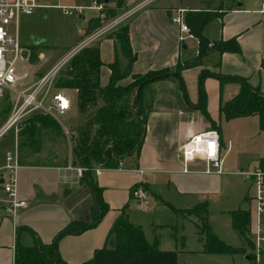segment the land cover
<instances>
[{
	"label": "crops",
	"instance_id": "crops-1",
	"mask_svg": "<svg viewBox=\"0 0 264 264\" xmlns=\"http://www.w3.org/2000/svg\"><path fill=\"white\" fill-rule=\"evenodd\" d=\"M118 1L103 0L105 3L103 11L92 8L88 12L84 10L79 16H72L74 19L71 21L72 24L76 20L80 21L79 34L84 39L63 56L64 58L68 54H75L89 43L99 44L103 60L102 85L108 84L112 73L111 64L118 53V46L111 33L121 24L129 25L132 49L137 55L132 65L133 73L172 67L179 62L192 59L188 41L195 43V52L198 53L199 40L195 38L181 40L180 29L171 20L174 10L179 8L186 9V13L188 11L217 12L218 15L207 24L205 35L212 42L236 36L241 45V53L218 51V59H220L218 61L216 56L212 59L208 57L216 53L211 52L205 57L206 68L199 65L182 71L184 86L179 77L171 75L150 82L144 87L142 103L147 122L141 149L137 154L122 159L117 166L106 167L104 164L96 166V168L102 167V171L98 174L95 170L93 175L102 187V196L109 202L110 209L97 226L79 234L63 236L58 244L61 257L68 264H82L90 259L96 248L105 245L110 229L125 206L129 219L137 225H142L141 222L133 219L132 210L137 208L151 211L154 210V206L159 207L163 204L156 201L152 203L150 199L147 206H141L134 198L133 190L136 185L142 186L152 196L154 185L162 184L170 196H166V200L171 204H177L176 199L180 200L181 209L194 207L208 196L221 198L226 191H229L228 198L226 197L224 201L225 205L221 209L228 215L229 224L225 221V224L219 225L215 231L224 241L227 238L237 240L241 244L238 246L247 248L245 253L231 254V256L241 254L251 264H264V245L261 246L260 253L254 254L256 251H252V246L233 227L232 212L240 208L250 212V230L255 221L256 188L252 180L241 175L248 181L247 184L239 182L230 191L234 178L225 176L228 173H236L230 170L231 167H235L234 165H240L243 169L242 164L229 163L227 165L229 171L225 170L222 174L181 171L182 144L198 132L209 128L219 131L222 151L226 153L225 164L228 163V156L233 150L232 140L229 138L226 144L219 130L224 119L220 113V106L239 92L241 84L236 81L221 82L215 76H206L204 85L205 92L207 91L206 107L209 114L206 116L203 110L196 106L201 101L199 79L203 70L246 77L253 86L260 87L264 92V68L261 66L264 58V0H256V3L254 0H126L122 5H119ZM39 3L41 6L33 14L24 16L36 19L43 9L51 6L48 0H39ZM107 8L115 10L116 15L106 14L109 12ZM119 18H122V21L118 25L86 43L94 34ZM98 22L100 24L93 28ZM37 44L39 43H34ZM233 62L235 65L232 64ZM130 80V77H126L121 83L126 84ZM185 84L188 95L185 92ZM66 89L73 93L71 109L67 114L85 117L86 114L82 113L79 107L77 108V90ZM240 118L259 122L257 115L231 120ZM214 123L218 129L213 127ZM55 130L56 128L53 127L42 129L36 136L37 146L28 151L18 142L22 164L18 172V193L28 201V206L15 216L0 215V264H15L18 244L26 246L34 244L35 235L28 228H31L43 243H51L57 232L70 221L92 222L93 220L94 189L89 182L81 180L82 175L76 167L82 165L77 163L75 157L72 158L71 153L68 155L66 140L64 141L62 137L58 139L60 136L56 133L58 130ZM261 131L264 133V130ZM61 132L66 135L63 130ZM45 137L50 138L51 141H46ZM263 154L264 149L256 157L253 167L248 166L246 169L259 167ZM195 165L192 164V167L202 168V165ZM253 185L255 192L252 189ZM182 218L187 221V218ZM173 229L175 233L176 229ZM143 230L148 240L146 231ZM183 237L185 240L184 235ZM199 239L203 241V237ZM251 241L255 246L252 231ZM161 248L177 250L170 247ZM247 254H250V258Z\"/></svg>",
	"mask_w": 264,
	"mask_h": 264
},
{
	"label": "trees",
	"instance_id": "trees-1",
	"mask_svg": "<svg viewBox=\"0 0 264 264\" xmlns=\"http://www.w3.org/2000/svg\"><path fill=\"white\" fill-rule=\"evenodd\" d=\"M109 15H116V11L110 9ZM217 15V12L212 11H188L186 13V21L191 32L199 40L198 55L179 62L175 66L151 69L145 73H133L132 65L137 55L132 49L129 25L125 23L111 33L116 45L121 46L123 55L129 61L124 73H121L119 53H117L115 61L111 64L110 80L108 84L102 85L103 60L99 44L84 46L61 69L56 78V86L77 90L78 107L88 119L87 125L79 131L75 138L73 153L78 160L77 163L87 168L81 180L89 182L95 192V201L92 206L93 220L92 222L70 221L57 232L51 243H43L37 234L28 228L35 235V242L31 246L18 244L15 264H68L60 255L59 240L65 235L79 234L97 226L110 209L109 202L102 196V187L93 175L96 166L100 164L106 167L117 166L125 157L137 154L143 144L147 116L142 103V95L148 83L143 85L138 98L137 88L146 80L153 82L171 75L179 77L184 86L182 79L184 69L201 65L203 58L213 51L224 53L241 50L236 36L212 42L205 35L207 24ZM99 24L100 22L93 28ZM261 66L264 68V58ZM208 75L219 78L221 82L236 81L241 84L239 92L221 104L220 113L223 117L229 120L257 115L260 127L264 130V92L260 87L253 86L248 78L239 75H224L208 69L201 72L199 79L201 101L196 106H199L206 116L209 114L206 107L207 95L204 89V79ZM126 77H131V80L122 84L121 80ZM11 107L12 103L4 107V113L10 112ZM91 107L95 110L91 111ZM213 125L218 129L215 123ZM46 127L62 130L55 118L40 112L32 114L27 119L25 129L37 136ZM259 167L264 170V154L260 158ZM168 205L184 218H187L185 215L189 214L201 220L203 252L229 255L246 252V247H233L213 231L208 221L206 202L185 209ZM232 217L233 227L252 246L250 212L240 208L232 212ZM82 264H178V251L162 249L158 238L154 242H149L142 226L129 219L125 206L110 229L105 245L96 248L93 256Z\"/></svg>",
	"mask_w": 264,
	"mask_h": 264
},
{
	"label": "rangeland",
	"instance_id": "rangeland-1",
	"mask_svg": "<svg viewBox=\"0 0 264 264\" xmlns=\"http://www.w3.org/2000/svg\"><path fill=\"white\" fill-rule=\"evenodd\" d=\"M124 1L126 0H119L118 4L122 5ZM48 3L51 6L43 9L40 16L36 19H32L31 17L27 18L24 15L20 19L19 39L22 46V54L17 61L16 71L22 77L18 82V90L33 85L55 63L60 61L63 56L74 47V45L84 39L79 34L80 21L76 20V22L72 24L71 21L74 19L72 16L66 15L64 10L65 8H84L86 12H88L92 9L91 6L93 0H48ZM254 3H256V0H254ZM107 10H110V8H107ZM106 14H109V12ZM10 27L12 32L15 33L14 24H11ZM36 39L40 41L39 44L34 45ZM188 42H190V56L195 58L198 55V53L195 52L196 45L191 40ZM90 44L94 43H89L88 45ZM214 52L216 53L212 56H207L211 57V59L216 56L218 59V51ZM234 53H241V50ZM205 57L203 58L201 65L206 68L204 65L205 62H207V58L205 59ZM219 60L220 59H218V61ZM232 64L235 65V62ZM185 90L188 95L186 84ZM54 92L55 91L53 90L52 94ZM71 94L73 95V93L69 92L70 97H72ZM17 96L18 92L6 89L4 106L7 107L12 101H15ZM90 110L93 111L95 108L91 107ZM29 117H27L20 125L19 138H16L14 129H11L0 139V165L4 163L7 151L13 152L15 150L17 144L16 139L23 147L25 146L24 149H27L26 151L37 146V137L31 132H27L25 129L26 121ZM87 120V116H75V114L62 115L60 116V121L57 120L61 127L62 124H64L70 131L68 137L67 135L64 136L61 132L63 127L61 131H57V128L55 130L57 131L56 133L58 136H60L58 139L62 137L64 141L66 140L65 143L68 144L69 150L68 155L71 153L73 159L75 138L78 136L79 131H81V129L83 130L87 125ZM221 123V128L219 130L224 137L226 144L228 143L229 138L232 140L233 144V150L227 159L228 163L224 166L225 170L229 171L227 166L229 163H241L243 169H246L248 166L253 167L256 157L264 149V133L260 129L259 122H253L251 119L245 118L228 120L224 117ZM21 132L23 133L21 134ZM45 140L51 141V139L47 137H45ZM234 166L235 167H231L232 169L230 170H233V173L236 172L235 174H225L226 178H234L232 181L233 186L230 191H232L239 182L245 184L248 182L244 177L238 175V171L241 170L240 165ZM252 189L253 192H255L254 185L252 186ZM153 191V195H149L152 203L156 201L157 203L161 202L163 205H160L159 207L154 206V210L151 211L134 208L131 215L134 220L139 221V223L141 222V226L145 229L149 242H154L158 238L160 241V247L177 249L178 264H251L250 261L244 258L241 254L231 256L228 254H212L199 251L204 247L203 241L199 239V237H202L200 228V224H202L201 220L194 215L186 214L187 221H185L182 216L178 215L174 209L168 205L171 203L166 200V196H170H168L169 194L166 192L164 185H154ZM228 194L229 191H226L225 195L221 198L208 196L203 200V202H206L207 204L209 224L218 236L219 234L215 229H217L219 225L225 224V221L229 224L228 215L221 210L225 205L224 201L228 198ZM155 195L159 196L160 199ZM175 201H177V204L171 205L180 209V207H182L179 204L181 203L180 200L176 199ZM173 228L176 229L175 233ZM251 231L252 230H250V235ZM183 235L186 238L185 240L183 239ZM225 242L233 247H242L238 246L241 244H239L237 240L227 238ZM263 245L264 243L262 244V247ZM252 251H256V253L253 252L254 254L260 253V249L257 248L256 245L254 246V243L252 245Z\"/></svg>",
	"mask_w": 264,
	"mask_h": 264
},
{
	"label": "built area",
	"instance_id": "built-area-1",
	"mask_svg": "<svg viewBox=\"0 0 264 264\" xmlns=\"http://www.w3.org/2000/svg\"><path fill=\"white\" fill-rule=\"evenodd\" d=\"M40 6L39 0H0V139L11 129H14L16 138H19L20 125L34 113L51 115L60 121V116L66 115L71 109L69 92L66 88L56 86V78L74 53L68 54L55 63L33 85L18 90V82L22 77L16 71L17 61L22 54L19 39L20 19L23 15L33 14ZM91 7L99 11L105 9L103 0H93ZM84 10V8H65L64 11L66 15L79 16ZM171 20L179 27L181 40L197 39L186 21V9L174 10ZM121 21L122 18L115 20L94 34L86 43L115 27ZM11 24L15 26V33L11 30ZM6 89L18 92L8 113H4ZM53 90L55 92L52 94ZM62 127L64 133L69 136L68 128L64 124ZM16 141L15 150L7 151L5 161L0 165V215L3 216H15L21 209L28 206V201L18 193V172L22 164L18 140ZM181 158L183 172L224 173L226 153L222 151L219 131L209 128L188 138L182 144ZM192 164L202 165V168H194ZM86 169L83 166L76 167L80 175H83ZM95 170L99 174L102 167H97ZM238 174L250 178L256 188L252 234L256 247L261 249L264 243V170L260 167L241 169ZM133 196L141 206H147L150 202L148 191L141 186L134 188Z\"/></svg>",
	"mask_w": 264,
	"mask_h": 264
},
{
	"label": "water",
	"instance_id": "water-1",
	"mask_svg": "<svg viewBox=\"0 0 264 264\" xmlns=\"http://www.w3.org/2000/svg\"><path fill=\"white\" fill-rule=\"evenodd\" d=\"M40 40H35L36 43H39ZM118 53H119V59H120V69H121V73H124L126 71V68H127V65H128V59L123 55V51H122V48L121 46L118 47ZM150 80H146L145 82H143L138 88H137V91H136V95H137V98L139 97L140 95V92H141V89L143 87V85H145L146 83H149ZM247 256L250 258V254H247Z\"/></svg>",
	"mask_w": 264,
	"mask_h": 264
}]
</instances>
